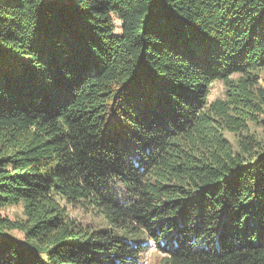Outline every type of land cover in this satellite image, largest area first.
Here are the masks:
<instances>
[{"label": "trees", "instance_id": "obj_1", "mask_svg": "<svg viewBox=\"0 0 264 264\" xmlns=\"http://www.w3.org/2000/svg\"><path fill=\"white\" fill-rule=\"evenodd\" d=\"M262 70L264 0H0V264H264Z\"/></svg>", "mask_w": 264, "mask_h": 264}, {"label": "rangeland", "instance_id": "obj_2", "mask_svg": "<svg viewBox=\"0 0 264 264\" xmlns=\"http://www.w3.org/2000/svg\"><path fill=\"white\" fill-rule=\"evenodd\" d=\"M261 78H262V82L264 84V70L261 71ZM224 95V86H223V83L221 81H216L214 84H213V87H212V90H211V93H210V99H213L215 97H218V96H223ZM253 130H256V131H260L258 130L257 128H255L254 126L252 127ZM228 137L231 138L233 141H234V137L233 135H231L230 133H228ZM20 207L18 205H11L7 208V212L11 215V216H14L16 214H20ZM79 211L75 210L73 211V214L74 215H79L78 214ZM16 237L18 239H23V236L21 233H18V232H14ZM151 249H155V247H151ZM157 252H159L158 250H152L151 251V254H150V262L149 264H152V262L156 259L157 257Z\"/></svg>", "mask_w": 264, "mask_h": 264}, {"label": "built area", "instance_id": "obj_3", "mask_svg": "<svg viewBox=\"0 0 264 264\" xmlns=\"http://www.w3.org/2000/svg\"><path fill=\"white\" fill-rule=\"evenodd\" d=\"M153 249H151L150 251H149V253L152 251Z\"/></svg>", "mask_w": 264, "mask_h": 264}, {"label": "bare ground", "instance_id": "obj_4", "mask_svg": "<svg viewBox=\"0 0 264 264\" xmlns=\"http://www.w3.org/2000/svg\"><path fill=\"white\" fill-rule=\"evenodd\" d=\"M151 259V258H150Z\"/></svg>", "mask_w": 264, "mask_h": 264}]
</instances>
